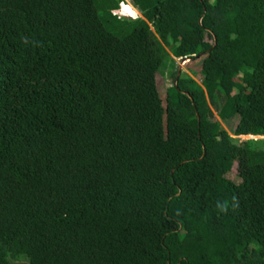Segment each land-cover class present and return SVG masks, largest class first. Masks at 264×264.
Segmentation results:
<instances>
[{
	"label": "trees",
	"instance_id": "1",
	"mask_svg": "<svg viewBox=\"0 0 264 264\" xmlns=\"http://www.w3.org/2000/svg\"><path fill=\"white\" fill-rule=\"evenodd\" d=\"M130 1L0 0V264H264V0Z\"/></svg>",
	"mask_w": 264,
	"mask_h": 264
},
{
	"label": "rangeland",
	"instance_id": "2",
	"mask_svg": "<svg viewBox=\"0 0 264 264\" xmlns=\"http://www.w3.org/2000/svg\"><path fill=\"white\" fill-rule=\"evenodd\" d=\"M117 0H107V4L108 7L110 4V11L111 14L114 17L120 18L122 16H127V17H131L130 15H133L136 17H140L141 13L138 10V8L136 6H134L130 0H128V2L131 3L134 14L131 12H127L124 10H121V1L116 2ZM125 1V0H124ZM137 15V16H136ZM205 58V56H198L196 58H190L188 59L184 64L182 63V60L178 59V64L182 65V74L186 73V74H190V75H194L195 79L198 80V82H201V79L203 77L202 75V67H203V59ZM156 78H157V85L161 94V97L163 99V103L166 104V97L168 94V91L170 88L173 87V77L171 76V70L170 68H165V69H160V71H158L156 73ZM217 119L222 123V125L229 131V133L233 136H235L233 134L234 129L238 123V116L232 118V120H222L219 116H217ZM250 135H242L239 138L241 140L243 139H247L250 138ZM228 177L231 178L232 180L236 181V182H240L241 178L238 176V169H237V162H235L233 169L229 172Z\"/></svg>",
	"mask_w": 264,
	"mask_h": 264
},
{
	"label": "clouds",
	"instance_id": "3",
	"mask_svg": "<svg viewBox=\"0 0 264 264\" xmlns=\"http://www.w3.org/2000/svg\"><path fill=\"white\" fill-rule=\"evenodd\" d=\"M124 9L131 10L132 6H131L130 3H125L124 0H121V10H124ZM130 16L133 17V15H130ZM23 41L25 43H29L27 37L23 38ZM231 203H232L233 207L238 206V200H237V198L235 196L232 198V202ZM216 208H217L218 211L226 213L229 210V202L227 200H225L223 202L218 200L217 203H216Z\"/></svg>",
	"mask_w": 264,
	"mask_h": 264
},
{
	"label": "water",
	"instance_id": "4",
	"mask_svg": "<svg viewBox=\"0 0 264 264\" xmlns=\"http://www.w3.org/2000/svg\"><path fill=\"white\" fill-rule=\"evenodd\" d=\"M188 59H190V58H188V57H185V58H183L182 59V63L184 64ZM181 73H182V65H179V69H178V76H177V80H178V78H179V76L181 75ZM187 95H190V93L189 92H186V91H184ZM191 99H193L192 97H191ZM198 117H199V115H198ZM251 137H254V136H252V135H250ZM250 137V138H251ZM263 137V136H262Z\"/></svg>",
	"mask_w": 264,
	"mask_h": 264
},
{
	"label": "bare ground",
	"instance_id": "5",
	"mask_svg": "<svg viewBox=\"0 0 264 264\" xmlns=\"http://www.w3.org/2000/svg\"><path fill=\"white\" fill-rule=\"evenodd\" d=\"M125 3H127V2H125ZM131 6H132V5H131ZM124 11L131 12V13L134 14L133 8H132L131 10H129V9H125ZM134 15H135V14H134ZM136 16H137V15H136ZM133 17H135V16H133Z\"/></svg>",
	"mask_w": 264,
	"mask_h": 264
}]
</instances>
